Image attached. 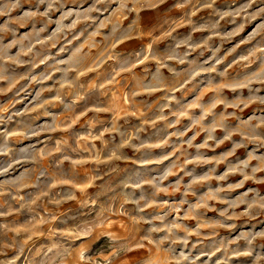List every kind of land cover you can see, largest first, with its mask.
I'll use <instances>...</instances> for the list:
<instances>
[{"label":"rangeland","instance_id":"1","mask_svg":"<svg viewBox=\"0 0 264 264\" xmlns=\"http://www.w3.org/2000/svg\"><path fill=\"white\" fill-rule=\"evenodd\" d=\"M0 264H264V0H0Z\"/></svg>","mask_w":264,"mask_h":264},{"label":"clouds","instance_id":"2","mask_svg":"<svg viewBox=\"0 0 264 264\" xmlns=\"http://www.w3.org/2000/svg\"><path fill=\"white\" fill-rule=\"evenodd\" d=\"M5 171H6V169H5ZM137 186H139V185H137ZM135 203L139 204L140 202L139 201H135ZM150 206H151L150 203H145L144 207L140 208V211H144L145 208L150 207ZM152 231H156V229H152ZM85 234L86 235H91L92 234V230L91 229L87 230V232ZM128 250H130V249H129V247H128V245L126 243L120 244L118 249H117V251H128Z\"/></svg>","mask_w":264,"mask_h":264}]
</instances>
